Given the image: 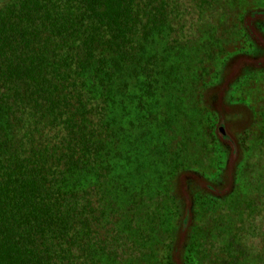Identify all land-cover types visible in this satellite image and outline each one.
I'll use <instances>...</instances> for the list:
<instances>
[{
    "label": "trees",
    "instance_id": "16d2710c",
    "mask_svg": "<svg viewBox=\"0 0 264 264\" xmlns=\"http://www.w3.org/2000/svg\"><path fill=\"white\" fill-rule=\"evenodd\" d=\"M221 1L0 0V264L142 261L144 223L158 209L139 211L135 224L129 211L138 195L127 197V209L116 192L133 187L118 173L125 151L118 108L135 103L134 88L148 106L161 74L154 103L175 104L173 91L183 88L211 120L210 140L217 138L200 90L221 71L218 39L238 33L248 44L238 24L249 10ZM205 24L213 29L202 40L196 30ZM182 40L200 64V85L182 81ZM249 82L261 92L264 72ZM259 145L264 150V140ZM243 160L228 190L195 197L184 264H264V180L257 160ZM258 181L262 195L249 189ZM241 187L250 194L238 196ZM174 239L160 244L163 264L172 263Z\"/></svg>",
    "mask_w": 264,
    "mask_h": 264
},
{
    "label": "rangeland",
    "instance_id": "374dc122",
    "mask_svg": "<svg viewBox=\"0 0 264 264\" xmlns=\"http://www.w3.org/2000/svg\"><path fill=\"white\" fill-rule=\"evenodd\" d=\"M221 2H229L228 4H231L229 7L232 6L231 9L234 10H250L254 6L264 8V0H222ZM228 26L230 27V25ZM212 29L211 25L205 24L198 26L196 31L201 33V39L203 40L209 38ZM234 34L228 38V41L223 42L218 39V42L215 43L217 45L216 51L219 53L217 54V56L219 55V61L217 58L215 59L216 66L219 67L222 63L221 71L215 80L209 78L210 83L206 80V87L200 90L202 107L208 109L214 115L211 129L214 134L219 119L218 106L215 101V94L218 89L216 88V92L212 95L209 90L225 81L228 71L233 68L237 57H239L238 55L244 54L248 48V45H240L242 40L235 38L238 33ZM182 46V64L186 67L185 69H191L189 72H186L185 69L182 70V73L188 75V78H184L182 81L195 80L200 64L197 63V57L192 56L190 45L184 44L182 40ZM156 52H159V49L155 47L154 53ZM222 54H228V58L224 60ZM189 55L195 58L191 63L188 61ZM262 71V67L244 66L238 75L240 82L238 78L232 81L236 90L237 102L247 107L251 116L250 119H245L247 122L236 134L241 145V153L234 165V173L231 172L233 168L231 169L229 147L221 143L218 138L214 137V140H210L208 124L211 120L204 117V112L198 108L200 105L196 104L195 99L188 98L183 88L173 91L177 97L176 101L178 100L177 104L154 103L155 99H159L161 95V85L158 82H161L163 75L153 76L157 84L155 89H151L148 93L150 96L143 94L146 99L149 96L150 101L146 102L149 103L148 106L143 104L141 97H139L144 92L139 88H134L131 96L136 95L135 103L130 107L122 105L118 108L116 128H118V139L122 140V143L124 142L125 147L124 153L119 151L118 159L123 158L124 160L118 173L121 177H126L133 187L125 191L116 188L118 189L116 192L121 195L127 209L129 208L127 197L132 191L138 195V198H133V201L130 200L132 205L129 213L134 212L135 216L137 215V219L133 220L135 224L138 221H141L139 225L142 224V219L138 216L139 211H143V213L144 211H147V213L154 211L156 213L158 209L156 220L154 221L151 215L144 223L145 228L148 230L140 245L146 247L148 251L142 256V261H135L134 263L126 261L121 262V264H163L164 252L161 251L160 244L167 235H172L175 238L171 244L173 251L171 264H184L183 253L190 233V231L186 233L183 238L182 223L185 209L188 206L187 200L191 205V227L194 218V197H198L199 193L204 192V189L199 188L195 181V183L191 182L188 192L191 195L192 200H190V197H185L179 188L182 177L196 175L199 177L198 183L207 181L209 184H213L211 187L209 185L208 194L213 193L212 191L224 193L225 188L231 186V183L229 185V183H226L227 181L225 182V178L229 180L233 174L234 176L238 175L243 159H251L254 162L255 160L259 162L258 173L263 177L262 181L264 180V150L259 147V143L264 140V84L261 92L258 91L259 85L256 88L249 87L250 77L252 75H263ZM242 77L246 79L242 80ZM196 80L200 85L199 79ZM257 83L260 84V81H257ZM184 84L186 85V82ZM177 88L179 89V86ZM124 94L125 92L122 93V95ZM209 95L210 101L207 102ZM132 110L133 112H131ZM144 116L146 119H144ZM128 155L130 159L126 161ZM255 155H257V159ZM133 159L134 163L132 165L131 161L133 162ZM115 167H118L117 163ZM126 173H129V176ZM262 181H258L261 183L260 185L256 184L249 189L259 187L257 188L259 189L258 194L262 195ZM168 192L172 195V199L165 197ZM242 192L250 194L242 190L241 187L237 195L240 196ZM141 194H144L145 198H140ZM157 214L159 215L157 216ZM149 218L150 220H148ZM183 230L185 232V229ZM117 264L120 263L117 262Z\"/></svg>",
    "mask_w": 264,
    "mask_h": 264
},
{
    "label": "flooded vegetation",
    "instance_id": "af4514ba",
    "mask_svg": "<svg viewBox=\"0 0 264 264\" xmlns=\"http://www.w3.org/2000/svg\"><path fill=\"white\" fill-rule=\"evenodd\" d=\"M242 22H239V27H243L245 30V37L247 39V51L244 54L238 55L237 61L234 63L233 68L229 69L228 76L225 81L221 84H217V87L209 90L210 94H214L216 92V88L218 92L216 95V103L218 106V124L215 130V134L221 143L227 145L229 147V154L233 164L231 165L232 173H234V165L239 159L241 153V145L239 143V139L236 136L237 131L240 130L247 121L245 119H250V112L243 104L237 102L235 96V89L233 87L232 81L239 75L241 69L244 66L248 67H262L264 72V8L254 7L250 10L245 11V15L242 17ZM236 60V59H235ZM225 76V75H224ZM208 91V94H209ZM207 102L210 101V95L207 98ZM190 177V178H188ZM199 177L196 175H189L182 177L180 180L179 188L183 192L185 197H190L189 195V187L191 186V182H196L199 185V188L204 190H209L213 184H209L207 181L205 182H197ZM191 179L192 181H190ZM227 181V182H226ZM194 182V183H195ZM225 182L229 185L231 183V178L226 180ZM229 189V186L225 188ZM195 198V197H194ZM187 207L185 209L184 221L182 223V232L183 238L190 231V202L187 200ZM185 229V232L184 230Z\"/></svg>",
    "mask_w": 264,
    "mask_h": 264
},
{
    "label": "water",
    "instance_id": "95a60500",
    "mask_svg": "<svg viewBox=\"0 0 264 264\" xmlns=\"http://www.w3.org/2000/svg\"><path fill=\"white\" fill-rule=\"evenodd\" d=\"M230 164H231V165L233 164V161H232V160L230 161Z\"/></svg>",
    "mask_w": 264,
    "mask_h": 264
}]
</instances>
